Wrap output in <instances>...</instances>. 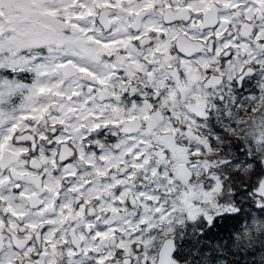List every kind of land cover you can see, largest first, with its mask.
Here are the masks:
<instances>
[{"label":"snow or ice","instance_id":"snow-or-ice-1","mask_svg":"<svg viewBox=\"0 0 264 264\" xmlns=\"http://www.w3.org/2000/svg\"><path fill=\"white\" fill-rule=\"evenodd\" d=\"M0 264H264V0H0Z\"/></svg>","mask_w":264,"mask_h":264}]
</instances>
